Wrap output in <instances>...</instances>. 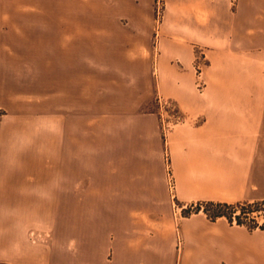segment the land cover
I'll return each instance as SVG.
<instances>
[{
    "label": "crops",
    "instance_id": "obj_1",
    "mask_svg": "<svg viewBox=\"0 0 264 264\" xmlns=\"http://www.w3.org/2000/svg\"><path fill=\"white\" fill-rule=\"evenodd\" d=\"M166 1L161 94L206 117L201 134L214 152L230 143L231 176L249 184L264 144V0ZM155 20V0H0V264H74L72 242L55 263L51 246L32 244L29 232L51 219L42 201L61 198L60 169L82 162L67 153L88 150L70 143L83 132L68 133L69 121L88 120L93 97L139 103L119 69L90 65V57L150 54ZM192 45L214 59L208 88L216 94L193 95L192 65L168 62L188 58ZM252 245L260 246L221 220L169 225L155 236L128 223L113 231L111 264H179L184 255L185 264H232Z\"/></svg>",
    "mask_w": 264,
    "mask_h": 264
},
{
    "label": "rangeland",
    "instance_id": "obj_2",
    "mask_svg": "<svg viewBox=\"0 0 264 264\" xmlns=\"http://www.w3.org/2000/svg\"><path fill=\"white\" fill-rule=\"evenodd\" d=\"M166 2H162L159 17L155 0L150 54L131 57V61L128 57H100L97 62L98 57H90V65L119 69L125 85L137 86L139 103L127 96L115 103L97 102L93 97L88 120L69 121L68 133L83 132L82 140L73 137L70 143L88 150L67 153V159L82 156V162L60 169L61 198L42 201V211L51 209V219H43L40 229L29 232L32 244L51 246L55 263L65 262V249L72 242L74 264H111L114 229L126 230L128 223L143 224L155 236L169 225L180 229L200 219L208 223L221 220L247 231L261 247L241 248L238 262L264 264V144L260 145L249 184L246 178L239 184V174L231 176L230 143H220L221 148L214 152L211 138L200 132L206 117L200 111H185L162 96L159 67ZM168 62L176 67L192 65L193 95L216 94L208 88V69L214 59L207 49L192 45L188 58L172 55ZM198 67L205 83L202 90L197 87ZM217 204L237 207L238 214L241 207H250L249 213L241 215L243 226L226 218L213 221L209 215L217 211ZM224 211L230 213L229 209ZM182 243L178 242L179 248ZM232 261L238 263L235 258ZM180 263H186L185 255L179 258Z\"/></svg>",
    "mask_w": 264,
    "mask_h": 264
},
{
    "label": "trees",
    "instance_id": "obj_3",
    "mask_svg": "<svg viewBox=\"0 0 264 264\" xmlns=\"http://www.w3.org/2000/svg\"><path fill=\"white\" fill-rule=\"evenodd\" d=\"M216 208H217V211H215L212 215H209V217L213 221H216V220L222 219V218H226L230 222H233L235 220V221H237V224L239 226H243L241 215L249 213L247 211L250 207H248V208L247 207H241V209H240L241 213L240 214L237 213V207H231V206H228L227 204H217ZM224 209H229L230 213H226L224 211ZM260 229H263V226L260 227Z\"/></svg>",
    "mask_w": 264,
    "mask_h": 264
},
{
    "label": "built area",
    "instance_id": "obj_4",
    "mask_svg": "<svg viewBox=\"0 0 264 264\" xmlns=\"http://www.w3.org/2000/svg\"><path fill=\"white\" fill-rule=\"evenodd\" d=\"M162 2H164V0H157L158 16L159 17H161V9L163 8L162 7V5H163ZM196 73H197V75H199V78H198V83L199 84L197 85V87H198L199 90H202L205 87V83L203 82V79L201 78L202 71H201L200 67L196 68Z\"/></svg>",
    "mask_w": 264,
    "mask_h": 264
}]
</instances>
